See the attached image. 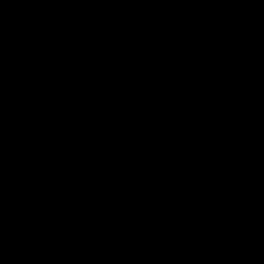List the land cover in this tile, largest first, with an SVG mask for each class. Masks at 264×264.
Wrapping results in <instances>:
<instances>
[{
	"label": "water",
	"instance_id": "obj_1",
	"mask_svg": "<svg viewBox=\"0 0 264 264\" xmlns=\"http://www.w3.org/2000/svg\"><path fill=\"white\" fill-rule=\"evenodd\" d=\"M255 1H258V2L264 3V0H255Z\"/></svg>",
	"mask_w": 264,
	"mask_h": 264
}]
</instances>
